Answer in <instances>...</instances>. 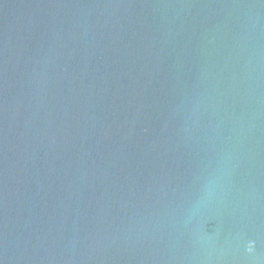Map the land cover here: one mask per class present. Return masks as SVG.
<instances>
[{
    "label": "water",
    "instance_id": "water-1",
    "mask_svg": "<svg viewBox=\"0 0 264 264\" xmlns=\"http://www.w3.org/2000/svg\"><path fill=\"white\" fill-rule=\"evenodd\" d=\"M0 264H264V0H0Z\"/></svg>",
    "mask_w": 264,
    "mask_h": 264
},
{
    "label": "clouds",
    "instance_id": "clouds-1",
    "mask_svg": "<svg viewBox=\"0 0 264 264\" xmlns=\"http://www.w3.org/2000/svg\"><path fill=\"white\" fill-rule=\"evenodd\" d=\"M249 250H251V245H249Z\"/></svg>",
    "mask_w": 264,
    "mask_h": 264
}]
</instances>
